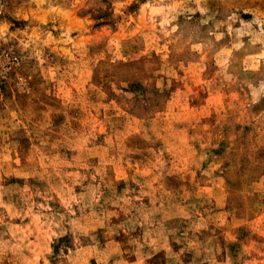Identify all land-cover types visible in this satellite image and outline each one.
Returning a JSON list of instances; mask_svg holds the SVG:
<instances>
[{
    "label": "rangeland",
    "instance_id": "rangeland-1",
    "mask_svg": "<svg viewBox=\"0 0 264 264\" xmlns=\"http://www.w3.org/2000/svg\"><path fill=\"white\" fill-rule=\"evenodd\" d=\"M0 264H264V0H0Z\"/></svg>",
    "mask_w": 264,
    "mask_h": 264
}]
</instances>
